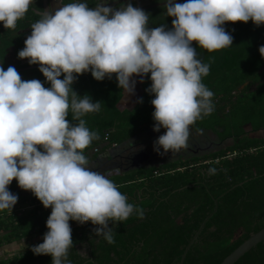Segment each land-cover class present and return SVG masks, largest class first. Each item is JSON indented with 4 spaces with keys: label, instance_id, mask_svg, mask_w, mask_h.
I'll return each instance as SVG.
<instances>
[{
    "label": "clouds",
    "instance_id": "9594fccd",
    "mask_svg": "<svg viewBox=\"0 0 264 264\" xmlns=\"http://www.w3.org/2000/svg\"><path fill=\"white\" fill-rule=\"evenodd\" d=\"M30 3L0 0V24L15 28ZM107 5L108 0H97L94 7L71 0L32 23L17 56L38 65L49 87L35 78L22 80L14 66H0V211L17 202L8 188L14 178L51 208L43 242L31 248L50 255L51 264H72L70 220L98 225L95 235L111 244L109 222L115 226L134 211L144 214L107 174L87 167L84 149L97 134L82 117L98 112L100 101L73 90L77 76L90 72L101 81L115 74L117 86L131 94L133 77L143 82L148 74L153 131L165 129L153 142L154 151L178 150L186 145L189 126L214 109V94L202 83L209 64L197 58L196 48L213 52L232 45L225 22L264 24V0H162L164 14L173 18L171 28L147 27L148 14L131 3ZM258 52L264 57V45ZM69 110L77 123L67 119Z\"/></svg>",
    "mask_w": 264,
    "mask_h": 264
},
{
    "label": "trees",
    "instance_id": "16d2710c",
    "mask_svg": "<svg viewBox=\"0 0 264 264\" xmlns=\"http://www.w3.org/2000/svg\"><path fill=\"white\" fill-rule=\"evenodd\" d=\"M108 1L120 3L118 7L125 6L123 0ZM69 2L62 0V3ZM84 2L94 7L97 0ZM128 3L138 7L135 1ZM161 3L162 0H151L149 5ZM144 11L148 14L147 27L163 24L171 28L173 18L164 14L162 6ZM43 12V0H31L15 28L7 29L0 24V66L5 69L9 66L7 57L13 50L17 63L11 66L21 79L35 78L49 87L50 83L38 68L19 72L38 65H30L27 58L17 56L32 23ZM223 26L233 37L232 45L213 52L196 48L197 58L209 64L202 83L214 94L211 98L214 109L189 129L212 132L219 142H232L231 147L109 177L128 202L143 209V217L134 211L115 226L109 222L113 228L114 243L111 244L95 235L93 229L98 225L70 220L73 246L68 250V259L72 264H180L186 247L214 211L216 199L218 211L191 247L185 264H221L264 228V139L251 136L264 131V57L258 52V47L264 45V24L256 26L249 20L225 22ZM150 83L146 74L141 85L142 102H137L132 110L122 111L118 105L124 91L117 86L115 74L101 81L95 80L90 72L77 76L73 90L100 101L98 112L82 117L89 130L97 134L84 149L86 157L90 151L105 145L93 157L96 159L105 150L122 146L153 129L150 103L153 96L145 91ZM67 119L78 122L73 120L70 110ZM230 153L235 156L227 159ZM209 168H215V174L209 175ZM8 188L18 199L11 210L0 211V246L33 236L43 237L48 230L45 222L51 208H44L31 191L24 194L18 190L20 187L14 179ZM25 204L33 209L25 215L17 214L15 206ZM34 245L26 253L15 254L0 264H51L50 255H36L31 251ZM82 248L87 250V256L82 254ZM236 264H264V242Z\"/></svg>",
    "mask_w": 264,
    "mask_h": 264
},
{
    "label": "rangeland",
    "instance_id": "374dc122",
    "mask_svg": "<svg viewBox=\"0 0 264 264\" xmlns=\"http://www.w3.org/2000/svg\"><path fill=\"white\" fill-rule=\"evenodd\" d=\"M124 2H125V5L128 4V0L124 1ZM150 2H151V0H141L140 7L149 5ZM107 6H111L113 8H119L118 5H117V2L116 3H112L110 1H108V5ZM133 78L137 81L136 87H138V85H139L138 84V78L139 77L138 76H134ZM252 89H254V88H252ZM120 109L123 110L124 107H120ZM164 131H165L164 128H161L159 130V132H154L153 129H152L149 132H147L146 135L145 134L141 135L140 139L142 141H149L151 139H154L155 136H157V134L158 135L163 134ZM247 131L251 132L250 128H247ZM148 133H150L152 136H148L147 135ZM251 136L254 137V138H262V139H264V131L259 132V133H255V134L252 133ZM191 138L200 139L202 142H205L207 145H209V143H213V148L210 150V152H216L217 150H220V149H227V148L231 147V145H232V142H230V141L221 144V142H219V140L216 137V135L213 134L212 132H194V131L189 129V135H188V138H187L186 146H188V144L191 143ZM103 147H105V145H102V146L90 151L87 154V157H86L87 161H88L87 167H89L90 169H92L94 167L93 164H92V161H93L92 157L95 156ZM125 147L126 148L129 147V142L125 144ZM137 149L139 150V149H143V148H141V147L139 148L138 147ZM111 150H112V148H109V149L105 150L104 152L100 153V155L97 158L105 157V159H104L105 162L111 161V160L107 159V154H109V152ZM150 150L153 151L155 154H161V152H163V149H161V152L154 151L153 147H151ZM168 153H169V151L161 154L162 156L158 157L159 160L150 163L147 167H159L162 164L177 161V159H178L177 154H175V153L172 154L171 158L168 159V157L166 156ZM180 156L181 157H185V158H187V157L190 158V156L186 155L184 151L181 152ZM227 156H228L227 159H231V158H233L235 156V154L234 153H230ZM111 162H108L107 165H105V166L106 167L109 166L111 164ZM99 172L107 174L108 177L115 176V175H118V174H123V172L118 171V170H111V171H108V172H105V171L103 172V169H102ZM14 180H15V178H14ZM18 190H20L24 194L30 192V190H24V189H21V188H19ZM32 209L33 208L31 206H29V204L16 205L15 206V210H16L17 214H19V215H25ZM41 242H43V237H41V236H33L30 239L29 238L28 239H23L20 242H15V243L10 244V245L0 246V261L6 260V259L10 258L11 256H13L15 254L26 253L28 251V249L32 245L39 244ZM81 252H82V254L84 256H87V254H88V252H87V250L85 248H82Z\"/></svg>",
    "mask_w": 264,
    "mask_h": 264
},
{
    "label": "flooded vegetation",
    "instance_id": "af4514ba",
    "mask_svg": "<svg viewBox=\"0 0 264 264\" xmlns=\"http://www.w3.org/2000/svg\"><path fill=\"white\" fill-rule=\"evenodd\" d=\"M149 131L150 130L145 131L140 135L136 136L135 138H133L132 140H130L128 148L125 147V144L122 146H115L114 148H112L109 154H107V159L111 160L112 162L111 161L105 162L104 161L105 157L93 159L94 157L93 156L92 164L94 167L91 170L97 172H99L102 169L103 172L118 170L123 172L124 174L133 170L146 168L150 163L159 160L158 157H161L162 155L155 154L153 151L150 150V148L153 147V142L159 135L157 134V136H155L154 139H151L149 141H142L140 139L141 135L144 134L146 135V133ZM147 135L152 136L150 133H148ZM221 144H223V142H221ZM138 147L139 148L141 147L143 149L138 150L137 149ZM212 148H213V143H209V145H207L205 142H202L200 139L191 138V143H189L188 146L185 145L184 147H181L178 150L169 151V153L166 156L169 159L171 158V155L175 153L178 156L177 160L185 159V157L180 156L181 152L184 151L186 155L190 156V158L199 157L202 156L203 154L209 153ZM108 162H111V164L106 167L105 165H107Z\"/></svg>",
    "mask_w": 264,
    "mask_h": 264
},
{
    "label": "water",
    "instance_id": "95a60500",
    "mask_svg": "<svg viewBox=\"0 0 264 264\" xmlns=\"http://www.w3.org/2000/svg\"><path fill=\"white\" fill-rule=\"evenodd\" d=\"M175 2H177V3H183L184 0H178V1H175ZM154 6H162V3L161 4L152 5V6L151 5H146L143 8H141V7L140 8L142 10H146V9H149L151 7H154ZM36 68H38V66L21 69V70H19V72H24L26 70L36 69ZM214 204H215L214 211L211 214H209L207 216V218L203 221V223L201 224L200 228L198 229V231L196 232V234L194 235V237L192 238V240L190 241V243L186 247V249H185V251H184V253L182 255L180 264H185L186 256H187L188 252L190 251L191 247L197 241V239L199 238V236L203 232V230H204L205 226L207 225V223L217 213L218 206H219L218 199H216L214 201ZM262 242H264V228L262 230H260L258 233H256L253 236H251L241 246H239L221 264H236L242 257H244L248 252H250L253 248H255L257 245H259Z\"/></svg>",
    "mask_w": 264,
    "mask_h": 264
},
{
    "label": "crops",
    "instance_id": "0c3cea01",
    "mask_svg": "<svg viewBox=\"0 0 264 264\" xmlns=\"http://www.w3.org/2000/svg\"><path fill=\"white\" fill-rule=\"evenodd\" d=\"M124 1H127V0H123L122 2H124ZM131 1H135L136 3H138V8L140 7L141 0H128V2H131ZM43 2H44V12L45 11H54V10H56L62 6V0H43ZM118 4H120V3H117V5ZM7 63L9 65H14L17 63V60L15 58L13 50L11 51V53L7 57ZM142 83L143 82H140V78H138V84H139L138 87H136V84H135V88H134L133 93L124 94L122 101L118 105L119 109H120V107H124L123 110H132L134 108V106L137 104V102L139 101V99L142 96V89H141Z\"/></svg>",
    "mask_w": 264,
    "mask_h": 264
},
{
    "label": "built area",
    "instance_id": "2783aa9c",
    "mask_svg": "<svg viewBox=\"0 0 264 264\" xmlns=\"http://www.w3.org/2000/svg\"><path fill=\"white\" fill-rule=\"evenodd\" d=\"M115 147V146H114ZM228 157V156H227Z\"/></svg>",
    "mask_w": 264,
    "mask_h": 264
},
{
    "label": "bare ground",
    "instance_id": "6f19581e",
    "mask_svg": "<svg viewBox=\"0 0 264 264\" xmlns=\"http://www.w3.org/2000/svg\"><path fill=\"white\" fill-rule=\"evenodd\" d=\"M134 79V78H133Z\"/></svg>",
    "mask_w": 264,
    "mask_h": 264
}]
</instances>
